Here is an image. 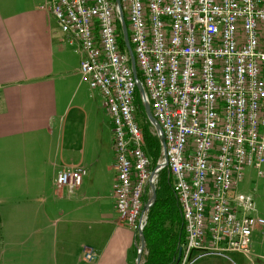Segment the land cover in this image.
<instances>
[{
    "label": "built area",
    "instance_id": "obj_1",
    "mask_svg": "<svg viewBox=\"0 0 264 264\" xmlns=\"http://www.w3.org/2000/svg\"><path fill=\"white\" fill-rule=\"evenodd\" d=\"M120 2L137 77L116 0H43L79 43L82 80L101 93L111 117L117 212L135 230L138 250L154 170L138 119L139 79L165 136L157 162L163 166L153 179L168 170L182 211L185 242L176 263L231 259L235 252L249 257L253 229L264 218L237 186L245 167L261 174L264 164V0ZM87 173L82 166L62 170L55 184L73 191ZM96 256L85 250V260Z\"/></svg>",
    "mask_w": 264,
    "mask_h": 264
},
{
    "label": "crops",
    "instance_id": "obj_2",
    "mask_svg": "<svg viewBox=\"0 0 264 264\" xmlns=\"http://www.w3.org/2000/svg\"><path fill=\"white\" fill-rule=\"evenodd\" d=\"M82 59L43 0H0V264H82L90 248L93 264H136L135 230L116 210L111 117ZM78 166L82 184L58 188ZM53 200L64 206L48 214Z\"/></svg>",
    "mask_w": 264,
    "mask_h": 264
},
{
    "label": "trees",
    "instance_id": "obj_3",
    "mask_svg": "<svg viewBox=\"0 0 264 264\" xmlns=\"http://www.w3.org/2000/svg\"><path fill=\"white\" fill-rule=\"evenodd\" d=\"M139 76L142 78L141 75ZM136 102L138 119L145 137V150L153 169L161 156L162 144L147 118L138 91ZM156 187L157 200L148 212L144 227L146 248L143 252L142 264H177L175 258L179 246L185 242V229L180 203L173 190L172 177L168 170L164 169L159 173ZM148 199L147 191L143 196V202H147ZM135 254L137 256L136 248Z\"/></svg>",
    "mask_w": 264,
    "mask_h": 264
},
{
    "label": "rangeland",
    "instance_id": "obj_4",
    "mask_svg": "<svg viewBox=\"0 0 264 264\" xmlns=\"http://www.w3.org/2000/svg\"><path fill=\"white\" fill-rule=\"evenodd\" d=\"M104 113H106V112H103V116L109 125L110 119H109L108 115L106 116ZM261 172L262 173L259 174L258 170L252 166L245 167V169L243 171L244 179H243V181H241L238 184L237 191L251 195L255 201L254 213L261 216L262 218H264V164L261 167ZM157 181H158V178H157ZM156 184H157V182H156ZM63 206L64 205L61 204V201H54L53 200L52 203L50 201V208L47 209V212L49 210L59 211L60 208H62ZM48 214H49V212H48ZM55 216L57 217V215H55ZM61 226H62V223L56 224L57 231L60 232V234H61ZM45 235H46V233H45ZM59 243L61 244V237L59 238ZM72 243H73V245L71 247L70 253H72V252L74 253L75 248H76V245H75L76 243L75 242H72ZM228 255L237 264H264V232L263 233L261 232V234L259 233L257 235V241L254 240V235L251 238V255H252V256H250L251 259H248V258H246L242 255L236 254V253H230ZM44 258H45V256H44ZM201 258L196 264H233L229 261V259L223 258V257H221V258L224 260V262L223 261L218 262L220 259H217V256H213V255H207V256H203ZM83 262L84 263H82V264H93L92 263L93 261L89 262V261L84 260Z\"/></svg>",
    "mask_w": 264,
    "mask_h": 264
},
{
    "label": "water",
    "instance_id": "obj_5",
    "mask_svg": "<svg viewBox=\"0 0 264 264\" xmlns=\"http://www.w3.org/2000/svg\"><path fill=\"white\" fill-rule=\"evenodd\" d=\"M119 6V13L120 16L122 17V31H123V35H124V39L127 45V48L129 50L130 56H131V62H132V69L133 72L135 74V76L137 77V66H136V60H135V56H134V52L132 50L131 44H130V40H129V36H128V27L126 24V21L124 20V14H123V10H122V6H121V2L120 0H116ZM137 87H138V91L139 93L143 96V105L145 108V113L150 121V123L153 125V127L155 128L158 137L161 141L162 144V148H163V152L166 150V145H165V136L163 134L161 125L159 124V122L156 120V118L154 117L150 105H149V101L147 99L146 96V91L144 89V86L142 84V82L138 79L137 81ZM165 154V153H164ZM163 164L162 163H158L156 165V167L154 168V170L152 171V177L150 180V187H151V194L149 196V199L147 200V202L144 205V212H149L150 208L153 206V204L155 203V201L157 200V187H156V183L153 179L154 175L157 174L160 169L162 168ZM146 247V238H145V232H144V228L141 229L140 232V237H139V248L137 250V257H136V264H142V257H143V252L145 250ZM180 254V251H179Z\"/></svg>",
    "mask_w": 264,
    "mask_h": 264
}]
</instances>
